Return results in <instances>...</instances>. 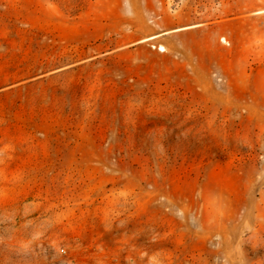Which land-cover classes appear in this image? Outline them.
<instances>
[{"label": "rangeland", "instance_id": "1", "mask_svg": "<svg viewBox=\"0 0 264 264\" xmlns=\"http://www.w3.org/2000/svg\"><path fill=\"white\" fill-rule=\"evenodd\" d=\"M0 264H264V0H0Z\"/></svg>", "mask_w": 264, "mask_h": 264}, {"label": "crops", "instance_id": "2", "mask_svg": "<svg viewBox=\"0 0 264 264\" xmlns=\"http://www.w3.org/2000/svg\"><path fill=\"white\" fill-rule=\"evenodd\" d=\"M161 35H163V34H155V35H152L150 38H152V37H155V38H157V37H159V36H161ZM154 38V39H155ZM153 49H154V51L152 52L153 54L154 53H157L159 50H158V46H155V47H153ZM143 66V65H142Z\"/></svg>", "mask_w": 264, "mask_h": 264}, {"label": "bare ground", "instance_id": "3", "mask_svg": "<svg viewBox=\"0 0 264 264\" xmlns=\"http://www.w3.org/2000/svg\"><path fill=\"white\" fill-rule=\"evenodd\" d=\"M150 39H153V38H150ZM150 39H147V40H150Z\"/></svg>", "mask_w": 264, "mask_h": 264}]
</instances>
